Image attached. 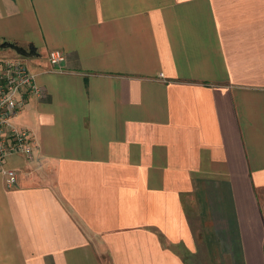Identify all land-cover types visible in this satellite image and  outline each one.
Listing matches in <instances>:
<instances>
[{"label": "crops", "instance_id": "1", "mask_svg": "<svg viewBox=\"0 0 264 264\" xmlns=\"http://www.w3.org/2000/svg\"><path fill=\"white\" fill-rule=\"evenodd\" d=\"M2 42L0 264H264V0H0Z\"/></svg>", "mask_w": 264, "mask_h": 264}, {"label": "built area", "instance_id": "2", "mask_svg": "<svg viewBox=\"0 0 264 264\" xmlns=\"http://www.w3.org/2000/svg\"><path fill=\"white\" fill-rule=\"evenodd\" d=\"M47 60L51 66L63 61V53L50 50ZM31 95H40L33 75L20 56H0V167H4L9 155H20L25 159L33 157V139L24 128H15L12 119L21 111ZM5 185L15 183L14 170H2Z\"/></svg>", "mask_w": 264, "mask_h": 264}, {"label": "trees", "instance_id": "3", "mask_svg": "<svg viewBox=\"0 0 264 264\" xmlns=\"http://www.w3.org/2000/svg\"><path fill=\"white\" fill-rule=\"evenodd\" d=\"M1 47L8 46L12 49H14L17 53L22 54V55H28L31 54L30 50H24L22 47L15 45L14 43L11 42H2L0 43Z\"/></svg>", "mask_w": 264, "mask_h": 264}, {"label": "rangeland", "instance_id": "4", "mask_svg": "<svg viewBox=\"0 0 264 264\" xmlns=\"http://www.w3.org/2000/svg\"><path fill=\"white\" fill-rule=\"evenodd\" d=\"M1 52H5V51H1Z\"/></svg>", "mask_w": 264, "mask_h": 264}]
</instances>
